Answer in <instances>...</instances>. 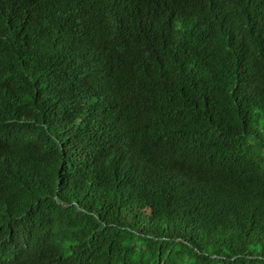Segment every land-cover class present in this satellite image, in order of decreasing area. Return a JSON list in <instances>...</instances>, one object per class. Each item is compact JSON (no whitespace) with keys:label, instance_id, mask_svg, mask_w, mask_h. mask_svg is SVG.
Returning <instances> with one entry per match:
<instances>
[{"label":"trees","instance_id":"trees-1","mask_svg":"<svg viewBox=\"0 0 264 264\" xmlns=\"http://www.w3.org/2000/svg\"><path fill=\"white\" fill-rule=\"evenodd\" d=\"M0 264H264V0H0Z\"/></svg>","mask_w":264,"mask_h":264}]
</instances>
